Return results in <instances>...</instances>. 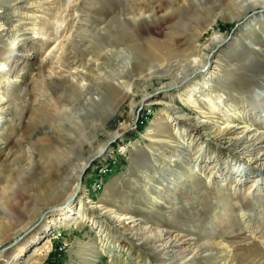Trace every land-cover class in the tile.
I'll use <instances>...</instances> for the list:
<instances>
[{
	"label": "rangeland",
	"instance_id": "rangeland-1",
	"mask_svg": "<svg viewBox=\"0 0 264 264\" xmlns=\"http://www.w3.org/2000/svg\"><path fill=\"white\" fill-rule=\"evenodd\" d=\"M240 1L0 0V65L4 66L0 100L12 123L6 131L0 129V264H15L13 257L25 247L17 264H159L148 241L139 242L141 236H131L123 225L101 214L100 207L129 214L149 230L177 236L184 248L210 240L211 246L201 249L220 253L217 259L196 258L187 264H264V247L259 245L264 242V196L253 198L245 224L239 217L243 196L232 190L231 180L209 183L210 174L191 173L188 167L196 149L186 151L175 139L164 103L147 105L149 100L143 98L164 94L160 87L170 82L168 74L180 70L181 77L189 72L183 51L193 45L204 55L201 64L209 68L197 81L207 78L218 62L210 80L213 97L223 95L240 108L253 103L254 93L264 90V19L253 32L244 29L249 20L240 24L239 19L254 13L240 12ZM132 4L157 9L159 17L168 15L154 37L177 43L174 53L161 57L129 43V38L137 37L135 22L122 18L132 17L128 11H133ZM258 10L264 17V5ZM198 27L205 30L197 31ZM215 34L224 35L226 42L216 50L206 48ZM249 35L263 48L262 55L254 57ZM10 49L11 55L2 54ZM94 56L99 60H92ZM80 62L86 66V76L94 75L96 86L89 90L65 80ZM124 66L129 74L123 79L133 84L130 91L112 83ZM194 82L171 94L182 113L196 121L200 111L180 98ZM206 92L201 86L194 97L202 99ZM185 127L193 129L186 121ZM254 128L264 132L256 123L251 124ZM116 132L119 135L111 138ZM202 134L210 145L209 156L218 154L226 161L229 149L204 128ZM87 161L76 181L78 167ZM70 185L77 191L70 205L75 212L84 205L81 222L77 217L68 223L57 221L63 209L50 212L72 199ZM155 197L160 202L155 203ZM77 213L80 216L82 210ZM210 223H215L214 232ZM53 235L63 236V241H55ZM47 240L49 248L33 257ZM61 242L65 247L58 253ZM224 246L239 256L230 259Z\"/></svg>",
	"mask_w": 264,
	"mask_h": 264
},
{
	"label": "bare ground",
	"instance_id": "bare-ground-1",
	"mask_svg": "<svg viewBox=\"0 0 264 264\" xmlns=\"http://www.w3.org/2000/svg\"><path fill=\"white\" fill-rule=\"evenodd\" d=\"M244 2H246V4L242 5ZM239 5L240 6L238 10L240 12L249 13V11H253L254 13V17H252L253 16L252 14V16L250 15L243 18L244 17L243 15L242 19H239L240 24H244L249 20V22L246 24L244 29L248 28L251 30V32H253L255 29H258L260 26V22L263 21L264 17L260 15L262 11L260 10L257 11V8L259 6L264 5V0H242L240 1ZM132 7H134L132 8L133 9L132 12L130 11V9L128 10L129 13H131L132 15L131 18L127 16L124 17L121 16L123 17L122 18L123 22L129 20L135 22L134 23L135 26L133 27V30L136 31L137 37L136 39L129 38V43L133 44L134 46L138 47L141 50L143 49L142 47L144 46L145 47L144 50L146 52L159 54L158 56L161 57L167 55L170 52L174 53L175 52L174 49H176L175 47L177 46V43H173V41L163 43L154 37V34L160 31L162 24L166 22L168 15H166L165 17H159L158 16L159 11L157 9L151 8L146 5L140 7V4H136V5L132 4ZM159 8L161 9V7ZM146 12L148 14H146ZM122 13L123 12H121V14ZM115 15L117 16V14ZM200 30L204 31L205 29L202 27H198L197 31ZM144 35H148V38L147 37L142 38V36ZM251 38L252 36L249 35V39L247 41L248 44L251 43L253 44L251 48V52L255 55L254 57L262 55L263 48L259 44L253 43V41L251 42ZM226 40L227 38L224 35L215 34L208 39L207 44L204 46H206V48L208 49L216 50V47L224 44ZM164 44L168 45L165 49H163ZM11 49L6 52L8 54H4V52L1 53L3 55L9 56L12 53ZM164 50L166 51L164 52ZM183 52L187 53V55L184 56L185 57L184 67H188V69H190L189 70L190 73L189 72L184 73V75H182L181 77L179 76L180 70L176 71V73L173 72L171 74H168V76L170 77V82L167 84H163L160 87L163 89V92H165L164 94L162 93L157 99H148L147 97L148 95H144L143 98L149 100L148 102L150 103H148L147 105L164 103L167 110L171 113V114L167 113L166 117H167V121H171L172 127H174L173 131H174L175 139L181 141V145L186 151L190 149H196L195 158L191 160L192 165H189L188 167L189 168L188 170L191 173L203 172L204 174L205 173L210 174V177H208V181H207L209 183L213 181L222 183V182H228L227 181L228 179L231 180L232 190L235 193L243 196L239 205V212H240L239 217H241L243 222L248 225L250 221L249 220L250 214L248 212V208L251 205L253 198L258 197L260 195L264 196L263 193L264 192V132H259L257 128L251 129V124L253 123H256L262 129H264V90H257L254 93L255 98L253 103L251 102L250 104H244L243 106H241V108L237 106L235 103H233V101H231L230 99L223 98V95L219 97H213V92L210 90V86H211L210 80L213 79V76L215 75L214 73L219 69L218 62L214 67L211 68V72L208 73L207 78L205 77L203 80L197 81L196 78H198V76L202 74L204 75L209 69L208 66L201 64L203 63L202 61H205L203 60L204 55L199 52V48L193 45L188 46ZM96 57L97 56H94V59L92 58L91 59L95 60L96 62L99 60V57L98 58ZM125 66L122 67L121 71L119 70L117 71V74L114 75L113 78L114 82L112 83H114L113 85L114 87L117 86L122 88L123 90L125 89V91H130L133 84L123 79V78H127V74H129V71ZM3 67L4 66L0 65V68ZM85 68L86 66L82 65V63L80 62L78 66H76V68L69 73L67 78L65 77L63 78H65V80L67 81V83L70 84V86L72 85L75 87L76 86L81 88L83 87L84 89L89 90L95 84V82H92L94 81L93 80L94 75L92 76L91 74H89L86 76L83 72ZM95 80H98V76L96 75H95ZM86 81L91 83L85 85L84 82ZM193 81L195 82L191 84V88L185 90L184 93L180 95V98L181 101L187 102L186 104L190 105V108L200 111V115L199 117H197L196 121L189 115L182 113V111L176 106L175 103L176 96L171 94L173 91L181 90L184 86L188 85ZM94 86H96V84ZM201 86H203L206 90H208V92H206V94L202 96V99L201 98L197 99L194 97V94L200 89ZM123 93L126 94V92ZM164 97H166L167 99H163ZM182 97H184L185 100L182 99ZM50 104L52 107L56 106L53 103ZM203 106H205L206 108L204 109ZM239 109H242L243 111H240ZM202 115H204V117H202L204 119L201 120L200 116ZM6 116H7L6 107L3 106L0 100V129L2 130V132L6 131L7 126L12 124L9 123V119L7 121ZM181 119L184 121L183 123L180 122ZM17 120H18L17 121L18 124H20L21 117L20 119L18 118ZM163 120L165 121V119ZM185 121L192 124L193 127L192 130H189L185 127ZM203 128L209 131L211 136H213V138H215L218 141V143L221 146H223V148L229 149L230 155L225 157L226 161L223 162L222 158L218 154L217 156H214L216 154L215 152L213 153L214 157L209 156L208 151L210 149V145L208 144L207 140L203 138L204 136L202 134ZM23 131H22L23 134L26 135L27 133L26 130L24 129ZM118 135L119 133L116 132L111 138L114 139ZM41 140L43 139H39L38 141L40 142ZM1 141L2 139H0V142ZM103 148L104 146L98 152L101 153L103 151ZM98 152L97 154H99ZM1 154L3 153L0 152V155ZM87 165H88V161L84 165L78 167L79 170H77L76 172V181L79 180V177L81 176L82 172L85 170ZM208 165H210V167H208ZM176 186L177 185L174 184L175 189L178 191L179 188H177ZM157 189L159 190V188ZM69 191L70 193L68 196L70 198H72L73 195L77 194L75 187H72V185H70ZM153 201L155 203L160 202V199L158 200V198L155 197ZM83 206L84 205L80 204L77 207L78 208L77 212L80 213L82 210L80 216L77 212H75L72 205L67 206L58 214L57 221L68 223L70 222L71 219L77 217V220L81 222L85 218L83 212ZM90 208L94 209V206ZM100 208L102 210L101 214H105L109 219L114 220L120 225H123L126 228V231L131 233V236H136L137 238L141 236L140 240L137 239L139 242L145 240L148 241L149 244H151L150 250L157 258L159 264H187V261L188 260L190 261V259L196 260V258L203 259L204 257L205 258L207 257L209 258V260H213V259H217L220 256V253L214 251L213 249H204V250L201 249L202 247L203 248L210 247L212 244L210 243V240H207L200 245H198L197 243L194 246L190 244L188 246L189 248H187L186 246H185L186 248H184L183 247L184 241L177 238V236L172 238L170 236H165L166 234L164 233V231H157V230L153 231L147 229L145 226H139L140 222H138L137 219L130 216L129 214H120L110 209H106L103 207ZM91 224L94 225L95 228H97L98 233L101 232L102 228L97 226V222L95 223L94 221H91ZM138 226H139L138 230L141 231L139 234L135 230V228ZM210 228L211 231L214 232L215 223L214 224L210 223ZM53 237L54 239H57L60 236L53 235ZM263 243H259V245L264 247ZM251 244L252 246H256L254 245L255 243H251ZM224 247L227 250L230 259H234L239 256L237 251H232L228 246H224ZM46 248H49L48 240L41 248L35 250L32 256L33 257L42 256L41 253ZM117 248L120 249L119 247ZM26 249H27L26 247L23 248L21 251H19V253L16 256L13 257L15 258L14 259L15 264H17L19 260H21V257L25 254ZM103 252L105 251L103 250ZM261 258L264 259L263 254L261 255Z\"/></svg>",
	"mask_w": 264,
	"mask_h": 264
},
{
	"label": "water",
	"instance_id": "water-1",
	"mask_svg": "<svg viewBox=\"0 0 264 264\" xmlns=\"http://www.w3.org/2000/svg\"><path fill=\"white\" fill-rule=\"evenodd\" d=\"M238 26H240V25H238ZM74 201H75V196H73L72 199H70V201H69L65 206H63V207H61V208H55V209H53V210H50V212H51V213H54V212L59 211L60 209H64V208H66L67 206H69L70 204H72ZM42 220H43V217H42ZM50 234H52V232H51ZM22 239H23V237H21V238L15 240V241H14V242H13V243H12L7 249H6V250H8V249L14 247L15 245H17Z\"/></svg>",
	"mask_w": 264,
	"mask_h": 264
},
{
	"label": "built area",
	"instance_id": "built-area-1",
	"mask_svg": "<svg viewBox=\"0 0 264 264\" xmlns=\"http://www.w3.org/2000/svg\"><path fill=\"white\" fill-rule=\"evenodd\" d=\"M55 241H63V236H60V237H58L57 239H55ZM57 247V250H56V252H61V251H63V249H64V247H65V242H61V245H59V246H56Z\"/></svg>",
	"mask_w": 264,
	"mask_h": 264
}]
</instances>
